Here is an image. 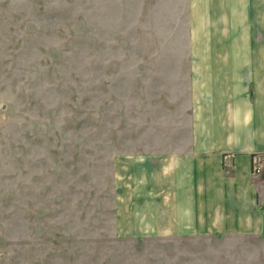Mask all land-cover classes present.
Segmentation results:
<instances>
[{"label":"rangeland","instance_id":"rangeland-1","mask_svg":"<svg viewBox=\"0 0 264 264\" xmlns=\"http://www.w3.org/2000/svg\"><path fill=\"white\" fill-rule=\"evenodd\" d=\"M167 12L0 3V264H264L253 240L117 230V158L187 141V25Z\"/></svg>","mask_w":264,"mask_h":264},{"label":"crops","instance_id":"crops-1","mask_svg":"<svg viewBox=\"0 0 264 264\" xmlns=\"http://www.w3.org/2000/svg\"><path fill=\"white\" fill-rule=\"evenodd\" d=\"M163 6L187 25L189 132L187 141L117 158V230L262 244L264 173L253 174V157L264 156V0Z\"/></svg>","mask_w":264,"mask_h":264},{"label":"built area","instance_id":"built-area-1","mask_svg":"<svg viewBox=\"0 0 264 264\" xmlns=\"http://www.w3.org/2000/svg\"><path fill=\"white\" fill-rule=\"evenodd\" d=\"M264 173V156L255 155L253 157V174L259 175Z\"/></svg>","mask_w":264,"mask_h":264}]
</instances>
